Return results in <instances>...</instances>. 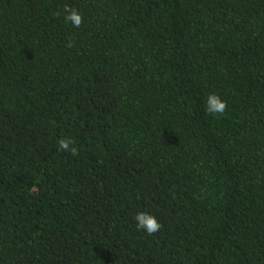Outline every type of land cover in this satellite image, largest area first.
Segmentation results:
<instances>
[{"label": "trees", "instance_id": "1", "mask_svg": "<svg viewBox=\"0 0 264 264\" xmlns=\"http://www.w3.org/2000/svg\"><path fill=\"white\" fill-rule=\"evenodd\" d=\"M0 264H264V0H0Z\"/></svg>", "mask_w": 264, "mask_h": 264}, {"label": "clouds", "instance_id": "2", "mask_svg": "<svg viewBox=\"0 0 264 264\" xmlns=\"http://www.w3.org/2000/svg\"><path fill=\"white\" fill-rule=\"evenodd\" d=\"M65 16L64 19L66 22H70L74 27L78 28L82 23L83 19L80 13L68 6H65ZM68 47H72V43L69 42ZM227 110V103L221 99L217 94L210 93L206 97V108L205 111L211 115L222 116ZM73 140L71 138H61L58 140V151H67L71 155L75 156L78 154V151L75 147H72ZM133 219L136 221V227L138 230L145 231L148 235H153L158 232L162 225L158 219L147 212H137Z\"/></svg>", "mask_w": 264, "mask_h": 264}]
</instances>
